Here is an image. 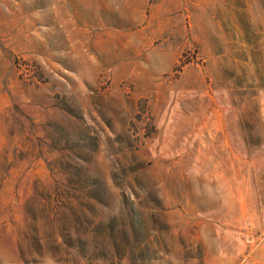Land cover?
<instances>
[{
    "label": "rangeland",
    "instance_id": "rangeland-1",
    "mask_svg": "<svg viewBox=\"0 0 264 264\" xmlns=\"http://www.w3.org/2000/svg\"><path fill=\"white\" fill-rule=\"evenodd\" d=\"M264 0H0V264H264Z\"/></svg>",
    "mask_w": 264,
    "mask_h": 264
},
{
    "label": "crops",
    "instance_id": "crops-1",
    "mask_svg": "<svg viewBox=\"0 0 264 264\" xmlns=\"http://www.w3.org/2000/svg\"><path fill=\"white\" fill-rule=\"evenodd\" d=\"M254 254H255L256 257H259V256H262L263 257V260L262 261H260V260L257 259V262L258 263H260V262L264 263V237L262 239V242L261 243L259 242L257 244Z\"/></svg>",
    "mask_w": 264,
    "mask_h": 264
}]
</instances>
